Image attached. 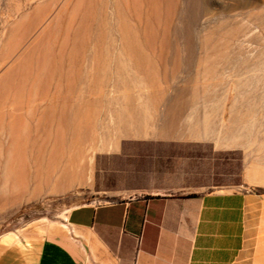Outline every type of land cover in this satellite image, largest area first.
Segmentation results:
<instances>
[{"label":"rangeland","instance_id":"rangeland-1","mask_svg":"<svg viewBox=\"0 0 264 264\" xmlns=\"http://www.w3.org/2000/svg\"><path fill=\"white\" fill-rule=\"evenodd\" d=\"M82 48L87 76L64 114L85 105L94 124L63 175L48 161L60 110L40 125L38 112L56 85L67 93ZM210 188L259 198L251 242L264 250V0H0V248L67 233L76 204Z\"/></svg>","mask_w":264,"mask_h":264},{"label":"crops","instance_id":"crops-1","mask_svg":"<svg viewBox=\"0 0 264 264\" xmlns=\"http://www.w3.org/2000/svg\"><path fill=\"white\" fill-rule=\"evenodd\" d=\"M259 201L210 188L80 203L67 211V233L8 243L0 264H264L251 242Z\"/></svg>","mask_w":264,"mask_h":264},{"label":"bare ground","instance_id":"bare-ground-1","mask_svg":"<svg viewBox=\"0 0 264 264\" xmlns=\"http://www.w3.org/2000/svg\"><path fill=\"white\" fill-rule=\"evenodd\" d=\"M78 2H81V1H78ZM79 5L80 4H78L77 6H79ZM79 46L80 45L78 44V47ZM100 50L90 54V57H91V59L93 61V68L92 69L94 71V73L91 76L93 78L94 84H96L97 87H100V85L102 84V81L104 80L105 72L107 70V65H108V62L110 60V57L107 54H105L102 51H100ZM71 53H72L71 54L72 58L74 57L73 62H75V63L73 65H71L70 67L68 66L69 68H68V70H67V72L65 73V76H64L65 79H66V83L65 84H66V87H67V93H65L64 95H62V97H60V93L63 92V89L59 85H56V88H55L56 91H55V95L54 96H56V98L60 102L57 99H56L57 103H55V102L54 103L53 102H46V104H44V106L46 105L44 107L46 109H44L42 107V110L43 109L44 110L43 111L41 110L40 113L38 112V117H39L38 118V125H40L42 119H43V122H45L48 119L49 115H51L54 110H56L57 108L60 110V116L58 118V129H57V132H56V135H57L56 142H57V144L55 143L54 146H52L50 148V150L48 152V161H49V164H50L49 167L51 166L52 169L59 168L60 172L63 175H71V174H73L75 172L76 167H78V165L80 164L79 161L83 157L84 158L86 157V156H84V154H86V153L83 154V152H84L83 148H84L85 142L87 141V133L89 131H91L90 127L94 124V120H93L94 119V115L91 114L86 109L85 105L80 106L82 108L79 107V108L76 109V111L74 112V115L72 117V120H71V118H69L67 115L64 114L65 113L64 112L65 109H67L66 108L67 107V103H68L67 100H70L69 98H71L70 93L73 92L75 81L77 79L81 78V77L86 79L87 72H88L86 67H84L85 65L83 63V60L86 58V56H88V53L85 50H83V48L79 49V50H74ZM68 55H70V54L68 53ZM60 57H62V55L60 56V54H59V58ZM60 60H61V58H60ZM134 63H136V62H134ZM60 72H62V71L60 70ZM8 74H10V72ZM88 78H89V76H88ZM88 80H90V78ZM156 81H157V79H156ZM53 90L51 92H53ZM45 92L48 93V89ZM45 92L43 94H45ZM45 96L46 95L41 97L42 101H45V98H46ZM51 97H52V95H51ZM155 97L158 98L156 95H155ZM47 100H49V99H47ZM53 100H55V99H53ZM70 107L71 106H69V108ZM44 116H45V119H44ZM14 124H16V123H13V126H11V127H14ZM65 126H69L71 128V130H72V136H71V139H69V143L68 144H67L68 141L65 138V132H64L65 131L64 130ZM197 129H198V126H197V124H195V125L190 127L189 133L190 134H196V133H198ZM12 132H14V131H12ZM116 133H119V132L117 131ZM141 133H144L143 130H140L139 128L134 129V134H141ZM11 134H13V133H11ZM44 139L45 138H42V140H44ZM89 140H88V142L90 143ZM87 147H89V146H87ZM85 150H87V149H85Z\"/></svg>","mask_w":264,"mask_h":264}]
</instances>
